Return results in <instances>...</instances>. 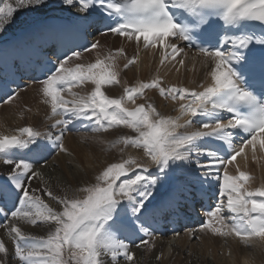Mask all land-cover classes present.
<instances>
[{
	"label": "snow or ice",
	"instance_id": "obj_1",
	"mask_svg": "<svg viewBox=\"0 0 264 264\" xmlns=\"http://www.w3.org/2000/svg\"><path fill=\"white\" fill-rule=\"evenodd\" d=\"M41 9L67 12L69 19H38L30 35L71 32L75 39L54 50L55 63L45 59L28 69L49 108L45 129L27 125L0 134V164L8 168L0 173V228L14 245L10 250L0 239V264H137L133 245L153 251L161 226L204 207L209 193L216 203L198 231L264 240V186L251 189L253 177L237 163L238 157L247 162L249 153L253 160L264 155V0H0V33L19 13ZM96 33L129 42L134 54L117 47L97 51L94 62H76L101 47L100 40H88ZM141 50L158 55L157 74L125 84L118 97L106 95L105 86L120 83L117 59H125L127 70ZM190 54L209 69L205 79L191 87L166 84L160 67L186 66ZM86 83L92 85L86 94L72 90ZM146 90L179 102L176 115L158 111ZM18 96L17 80L0 83V102ZM121 127L135 135L111 146L123 145L121 153L137 149L141 159L108 163L94 183L76 188L82 196L51 190L44 168L54 153L70 155L66 133ZM37 179L42 184L33 187ZM41 224L48 226L46 238L23 230ZM196 231L190 239H199Z\"/></svg>",
	"mask_w": 264,
	"mask_h": 264
},
{
	"label": "bare ground",
	"instance_id": "obj_2",
	"mask_svg": "<svg viewBox=\"0 0 264 264\" xmlns=\"http://www.w3.org/2000/svg\"><path fill=\"white\" fill-rule=\"evenodd\" d=\"M71 11L75 12V9H71ZM49 16L68 17V13L58 9L21 12L16 16L15 22L8 26L6 31L0 33V72H4L2 61H7L11 67L8 72L16 73L18 71L22 62L21 56H25L28 52L22 45L27 44L33 49L38 43L39 38L30 35L33 22ZM93 39L100 40L101 47L92 51L93 57L89 56L87 52L82 53L83 63L94 62L97 51L103 54L117 47H124L129 57L134 54V46L129 47V42L121 38L111 35L101 36L96 33ZM8 48H12L10 54L7 53ZM3 57L5 58L3 59ZM125 62L123 57L117 59L116 63L120 68V83L105 86L103 90L106 95L113 98L118 97L122 95L125 84L132 86L137 81H148L157 74L158 55L154 57L150 50H141L137 64L130 66L127 70L123 69ZM208 70L200 63L199 58L193 63L190 54L186 60V66L178 64L175 67L172 65L161 66L159 74L166 84H183L191 87L193 84L190 82L203 81ZM24 86L19 90V96L15 102L0 105V134H12L14 129L27 125L37 126L44 130L45 125L49 123L45 121V115L49 112V108L43 104L40 94L38 95L37 87L39 85L31 83ZM91 87L90 83H86L72 90L83 95L89 92ZM79 88L83 89L79 90ZM145 96L154 101L155 107L162 114L176 115L175 107L179 102L174 106L170 100L165 101L159 98L155 90H146ZM137 102L142 101L138 99ZM128 107H132V105L129 104ZM122 135H135V133L123 127L113 128L106 133H93L85 130L66 133L64 144L70 155L54 153L50 156L44 168V180L49 182L51 190L56 194L62 195L60 189L63 188L69 195H80L75 191L76 188L87 183H94L95 174L108 163L117 162L121 158L129 156L136 159L142 158V152L137 149L127 147L121 153L120 148L123 145L111 146L110 142ZM237 163L242 171L248 172L253 177L248 185L251 189L264 186V155L258 152L257 159L253 160L249 153L247 162L238 157ZM7 170V166L0 164V173L6 175ZM229 170L231 174H236L235 167L229 166ZM41 184L42 181L38 179L33 181V187H38ZM45 199L47 200L46 197ZM51 206L55 207L54 204ZM167 229V227L161 228L155 234L152 239L155 249L151 252L144 246L137 249L133 245L132 250L135 253L137 264H264V240L260 238L254 237L245 243L237 237L222 238L200 232L198 226H194L193 229L180 228L179 236L168 232ZM23 230L27 234L38 237L46 238L48 234V226L43 224L39 226L24 225ZM192 230H197L196 235L199 237L197 240L201 242L199 248H196L197 246L195 247L192 239L189 238V233ZM0 239H3L6 246L14 251L11 239L2 228H0ZM136 243H139L138 239ZM160 254H162L161 259L157 261L155 257ZM0 258H3V254H0Z\"/></svg>",
	"mask_w": 264,
	"mask_h": 264
},
{
	"label": "rangeland",
	"instance_id": "obj_3",
	"mask_svg": "<svg viewBox=\"0 0 264 264\" xmlns=\"http://www.w3.org/2000/svg\"><path fill=\"white\" fill-rule=\"evenodd\" d=\"M92 53V52H91ZM89 56H91V57H93V53L92 54H90L89 53ZM76 62H83L82 60L81 61H76ZM81 87V86H80ZM83 88H79V90H82ZM37 90H38V87H37ZM38 95H39V93H38ZM80 195L82 196V194L80 193ZM168 236V235H167ZM199 240V239H198ZM198 240L197 239H192V243L195 245V247L196 248H199V247H201V242L199 243L198 242ZM67 256H68V254L67 253H65V257L67 258Z\"/></svg>",
	"mask_w": 264,
	"mask_h": 264
}]
</instances>
